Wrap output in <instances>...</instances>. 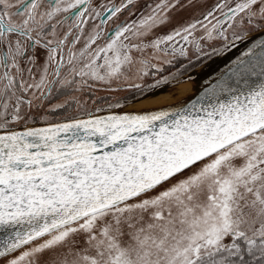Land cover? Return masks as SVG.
Here are the masks:
<instances>
[{"label":"snow or ice","instance_id":"obj_1","mask_svg":"<svg viewBox=\"0 0 264 264\" xmlns=\"http://www.w3.org/2000/svg\"><path fill=\"white\" fill-rule=\"evenodd\" d=\"M137 2L0 0V264H264V0H217L163 35L169 13L196 0H158L102 27ZM204 40L223 44L206 52ZM240 43L186 106L95 115L72 97L82 117L39 124L24 111L90 81L179 83L189 65L131 81L187 59L188 46L199 60Z\"/></svg>","mask_w":264,"mask_h":264},{"label":"rangeland","instance_id":"obj_2","mask_svg":"<svg viewBox=\"0 0 264 264\" xmlns=\"http://www.w3.org/2000/svg\"><path fill=\"white\" fill-rule=\"evenodd\" d=\"M217 2V0H196V4L194 6H188L185 8H177L174 9L172 12L169 13V16L171 17L170 22L167 24L166 27H163L159 29L154 35H163L169 32L170 26H174V28L180 26V25H186L187 23L193 22L197 19H202L203 14L209 10L212 5H214ZM156 0H138L136 6L130 7L129 10H125L122 13L118 14L120 18H125V23H131L132 20L137 19L142 13L146 14V5L147 4H155ZM183 3L187 4L188 0H183ZM132 16H131V15ZM130 15V20H128V17ZM215 21H213L214 23ZM98 23L97 21L90 22L88 25H86V33L88 31H91L93 24ZM124 23V24H125ZM106 30V27H105ZM203 35V31L199 29L194 33V36L196 38H199ZM99 43L103 44L104 41L101 40ZM83 44V40H81L80 43L76 45V48L79 49L81 45ZM202 46L206 45L212 46V48H220L222 47L223 41L220 40H214V41H201ZM194 47L188 46V58L185 59L182 64L189 65L186 70L181 69V73L186 72L189 68L195 66L196 64H199L200 62L204 61L208 57H202L201 59L197 60L196 56L198 53L194 51ZM203 50L206 52H211L212 50H205L203 46ZM171 58V57H168ZM197 60L195 63L189 64V61ZM153 63H158V61H153ZM164 71L161 73H157L156 76H152L151 74L147 77H144L143 80L135 79L132 73H129L130 76H133V79L131 82L139 83L142 86H147L149 84H152L155 82V79H158L160 76H167L170 72H175L179 67H173L168 65H163ZM181 67V66H180ZM150 73L154 72V69L149 70ZM134 72V70H133ZM177 83H171L169 85L163 86L164 88L172 87ZM91 87H85L81 89L80 91H73L72 93L59 97L57 99H54L52 101L46 102L44 100H36L35 107H33L31 110L28 109L27 105L24 106L25 112H31V114L37 118H39L42 115H48L52 121H56L57 119H63L65 117H76V116H82V112L79 110L78 105L75 101H72L71 98L75 97L78 101L80 106L83 107V109L91 112H96V108L99 107L102 110H107L109 107V104H115L117 102L123 103L126 100L132 99L135 96L139 95L143 92V90H137L132 89L127 86V84L124 83L123 79L121 81H113L110 85L100 84L98 82H91ZM109 89H119L117 91H111ZM86 91H92L93 96L90 97ZM30 95V94H29ZM39 95V93H37ZM152 94L146 95L143 97L146 99L147 97H150ZM141 98V99H143ZM139 99V100H141ZM70 101V106H66V108L61 109L67 111L66 116L62 117H53L52 113L48 112V109L57 103H63L64 101ZM42 105V106H41ZM22 125L24 123H21ZM21 126V125H19Z\"/></svg>","mask_w":264,"mask_h":264},{"label":"water","instance_id":"obj_3","mask_svg":"<svg viewBox=\"0 0 264 264\" xmlns=\"http://www.w3.org/2000/svg\"><path fill=\"white\" fill-rule=\"evenodd\" d=\"M156 2H158V0H156ZM217 15H218V13H217ZM113 24L114 23L112 20L109 22V24L107 26L109 27ZM113 27H115V26H113ZM173 29H174V26H170L169 32ZM246 47H247L246 43H240L238 45V47L232 49L231 51L226 52L225 54L219 55V56L212 55L211 58L208 57L204 61L200 62L199 64H196L195 66L189 68L186 72L181 73L177 78L179 81H181L185 78H188V76H191L192 74L200 71V70H198L200 68H202L201 71L205 72L206 76L200 82H198V84L193 89H191L190 91H188L182 95H179L178 97L174 98L173 100H171L169 102L162 103V104H152V105H135L136 100H139V99L145 97L146 95L151 94L152 92L157 90L158 89L157 88V89L152 90V91H143L142 93L135 96L134 98L124 101L123 103H121L124 105V107H122V108H108L107 110H102L100 112H93V113L95 115L122 114L125 112L143 113L146 111L160 110V109L168 108L169 106H186L187 104L194 101L199 96V94L203 91V89L206 86H208L206 84V82L214 81V79L221 73V71L225 70L226 67L231 63V61L234 60L237 56H239L241 54V52H243L246 49ZM212 49H209V50H212ZM79 117H82V116H79ZM52 122H56V121H52ZM37 124H39V123H37ZM31 126H35V125L24 124V125L18 126V127L20 129H22L24 127H31Z\"/></svg>","mask_w":264,"mask_h":264},{"label":"bare ground","instance_id":"obj_4","mask_svg":"<svg viewBox=\"0 0 264 264\" xmlns=\"http://www.w3.org/2000/svg\"><path fill=\"white\" fill-rule=\"evenodd\" d=\"M202 68L198 69L200 71L192 74L189 77L191 79L185 78L179 83L175 84L172 87L164 88L163 86L152 92L150 97L146 99L136 100L135 105H152V104H162L173 100L174 98L182 95L191 89H193L198 82L205 78V72L201 71Z\"/></svg>","mask_w":264,"mask_h":264},{"label":"flooded vegetation","instance_id":"obj_5","mask_svg":"<svg viewBox=\"0 0 264 264\" xmlns=\"http://www.w3.org/2000/svg\"><path fill=\"white\" fill-rule=\"evenodd\" d=\"M122 2V0H96V3L97 4H100V3H109V4H116V5H119L120 3ZM128 10V9H127ZM131 15V14H130ZM130 15H129V17H128V20H130ZM132 16V15H131ZM125 21H126V19L125 18H120L119 16H117L116 18H113V25H111V26H107V25H103L102 27H106V31L110 28V27H113V26H116V25H122V24H124L125 23ZM97 22H99V21H97ZM66 28H67V25H65L64 26V29H62L61 31H63V30H66ZM83 45V44H82ZM82 45H81V47H82ZM204 46V49L205 50H209V49H212V46H206V45H203ZM195 51V50H194ZM65 52H67V48L65 49ZM185 59L183 58V57H179V58H177V60H175L174 61V66H172V68L173 67H179L180 68V66L182 65V62L184 61ZM197 60H195L194 59V61L192 62V63H195ZM184 65V64H183ZM189 77V76H188ZM89 83H91V81L89 82ZM73 91L72 90H67V89H61L59 92H57L55 89L53 90V96L51 97V98H48V99H45V101L46 102H49V101H52V100H54V99H57V98H59V97H62V96H66V95H68V94H70V93H72ZM86 93H88V95L90 96V97H92L93 96V93L94 92H92V91H86ZM67 111H65V110H58L56 113H52V116L53 117H62V116H66L67 115ZM35 118H36V120H37V123H39V118H37L36 116H35ZM20 125H22V124H20Z\"/></svg>","mask_w":264,"mask_h":264}]
</instances>
